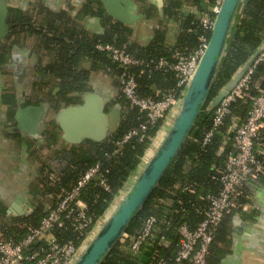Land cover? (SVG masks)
<instances>
[{
  "label": "trees",
  "instance_id": "16d2710c",
  "mask_svg": "<svg viewBox=\"0 0 264 264\" xmlns=\"http://www.w3.org/2000/svg\"><path fill=\"white\" fill-rule=\"evenodd\" d=\"M176 7L177 5L172 2L166 7L169 15L180 22L179 48L170 54L163 48L155 47L154 52L150 50L135 56L134 49L122 37L124 31L120 32L110 26L105 36L91 38L75 30L61 15L44 14L43 18L37 19L36 30L26 24L25 18L17 19L3 54H8L10 43H30L31 41L41 51L42 58L48 57V64L40 72L43 79L50 78V80L49 82L41 81L39 84L40 87L42 86L41 91L44 90L42 100L45 98L50 102L55 112L80 103V95L90 91L87 85L89 71H84L80 67L85 59L98 62L116 78L124 72L129 73L137 82L138 93L141 96H149L153 86L159 89L172 87L175 82L173 74L155 71L150 67L143 69L144 73L140 76V68L133 67L127 70L121 68L110 58L108 59L106 54L95 50V44L102 42L121 47L132 57L143 60L150 66L161 58L174 61L178 56H186L198 47L203 31L198 26L199 21H194L192 18L181 21L177 11L174 12ZM205 14L209 13L205 12ZM263 42L264 0H246L209 100L230 81ZM117 86H119L118 83ZM259 89L264 91V61L255 69L251 79L250 93L256 94ZM4 101L6 104L11 102L8 99ZM114 103H119L122 107L120 125L103 142L93 143L86 140L79 145L53 151L50 155H37L33 151L31 154L32 159L38 164L35 187L42 196H52L53 203L56 202L62 190L69 189L76 183L81 171L99 163L110 187V193L90 184L80 195V200L86 204L95 220L105 212L115 196L119 194L149 146L147 142L140 143L137 140L119 144L129 130L137 127L141 115L136 109L129 108L127 101L120 93L116 96ZM248 109L247 100H236L231 106V114L212 137L210 144L203 146V138L212 127V111L207 105L203 108L182 150L127 229L126 234L129 239L141 230L143 222L151 215L165 216L171 219L173 226L184 223L191 228L202 220L209 206L208 197L216 195L220 190L216 178L218 171L224 167L230 144L225 146L222 153H219V148L224 143L227 128L234 118L243 117ZM154 132L152 131L151 135H155ZM261 136L263 138L264 133L256 140V144L260 156L264 159V147H262L264 139L261 140ZM52 139L56 141L55 137ZM263 178L264 176L258 180ZM232 214L234 213L225 216L220 223L211 245L212 254L217 250L219 252L216 245L223 241L228 230L225 224ZM43 216H45L43 208L39 207L29 219L17 218L7 221L4 211L0 210V231L4 232L7 238L16 242L20 241L27 234L28 227H36ZM167 233H169L170 246L167 250H161L166 257L177 251V237L170 232ZM54 236L60 243L72 241L76 246L82 241L70 222H65L64 227L56 228ZM129 239L125 243H118L102 264H145L141 256L129 251ZM218 263L219 257H213L211 262L208 260V264Z\"/></svg>",
  "mask_w": 264,
  "mask_h": 264
},
{
  "label": "built area",
  "instance_id": "2783aa9c",
  "mask_svg": "<svg viewBox=\"0 0 264 264\" xmlns=\"http://www.w3.org/2000/svg\"><path fill=\"white\" fill-rule=\"evenodd\" d=\"M223 0H211L209 14L199 21L203 33L199 45L186 56H178L174 61L159 59L146 63L129 55L123 48L110 43L97 42L95 50L106 54L112 62L127 70L145 68L173 74L174 85L168 89L152 91L149 96L138 93L134 76L122 73L117 77L119 93L127 101L129 108L136 109L141 115L137 127L129 130L119 144L130 140L149 145L154 134L169 117L182 92L194 74L198 62L208 46L209 35L219 13ZM193 25V24H192ZM264 61V48L255 58L234 88L212 110V127L203 138L202 145L210 144L212 137L231 114V106L236 100H247L249 109L243 120L236 125L231 138L230 150L226 155L224 167L218 171L217 182L220 190L208 197L209 206L202 220L193 228L186 224L172 225L165 216L151 215L145 219L141 230L129 239L125 233L119 243L128 241L129 251L143 258L145 264H208L210 249L215 233L223 218L231 213H248L254 206L247 203L244 186L264 176V159L260 156L256 140L264 133V91L250 93L251 79L256 67ZM90 184L110 193V187L98 164L80 172L76 183L62 190L47 214L36 227H28L27 234L20 241L6 237L0 231V264H71L76 251L95 225L93 216L86 204L80 200L82 191ZM70 222L73 230L82 239L76 246L72 241L60 243L54 236L56 228ZM167 232L177 237V251L165 256L170 239Z\"/></svg>",
  "mask_w": 264,
  "mask_h": 264
},
{
  "label": "crops",
  "instance_id": "0c3cea01",
  "mask_svg": "<svg viewBox=\"0 0 264 264\" xmlns=\"http://www.w3.org/2000/svg\"><path fill=\"white\" fill-rule=\"evenodd\" d=\"M171 2L177 5L174 12L177 11L181 21L189 18L194 21L205 19L208 15L205 12L209 13L211 5V0L117 1L115 4L128 19V24L113 19L100 0H0V5H6L11 21L19 18L27 20L30 17L37 20L43 18V14L61 15L75 30L91 38L105 36L112 26L120 32H125L122 37L134 49L136 56L150 50L154 52L155 47L163 48L169 51V54L179 48L180 22L170 16L166 8ZM14 44L11 49L10 43L7 52H11L13 56L0 54L2 64L6 65L9 61L8 65L15 70L14 75L7 74V78L0 72L3 76L0 99V210L4 211L7 221L17 218L29 219L39 207L43 208L46 215L51 204L53 205L52 196H42L35 187L38 164L32 159V151L37 155H50L53 151L71 146L60 139L59 129L53 122L57 111L52 110L50 102L45 98L42 100L44 90L41 91L40 82H49L50 78L43 79L40 70L48 64V57L42 58L41 51L31 41ZM107 58L109 59L108 56ZM80 67L89 71L88 92H96L108 99L106 112L118 110L120 113L119 122L111 133L115 132L120 125L122 114L120 104L114 103L119 94L117 78L111 76L104 66L94 60H83ZM6 99L11 102L6 104ZM43 104H47L49 109L40 127V133L31 136L21 132L13 117L17 110ZM246 113L243 117L236 118L241 121ZM227 131L219 153L231 143V140L227 139ZM260 139L263 140L264 137L261 136ZM243 190L248 198L246 202L253 205L254 209L248 213L236 212L228 217L225 224V227H228L227 233L223 241L216 245L219 252L217 250L212 254L210 249L209 262L213 257H219L220 264L225 258L236 254L240 264H264V178L248 182ZM14 205L21 209L22 215L13 214L16 213Z\"/></svg>",
  "mask_w": 264,
  "mask_h": 264
},
{
  "label": "water",
  "instance_id": "95a60500",
  "mask_svg": "<svg viewBox=\"0 0 264 264\" xmlns=\"http://www.w3.org/2000/svg\"><path fill=\"white\" fill-rule=\"evenodd\" d=\"M117 1L122 0H100L113 19L128 24V19L115 4ZM245 2L246 0H223L209 35L208 46L177 104L155 133L152 142L119 194L115 196L105 212L97 219L88 236L79 245L71 264H102L104 262L182 150L203 108L207 105L210 110H213L234 88L263 50L264 42L216 96L209 100ZM7 14V7L2 3L0 5V42L6 38L9 31L6 24ZM2 81L3 76L0 75V99ZM156 89V86L152 87V91ZM107 102L108 99L105 96L88 92L81 96L80 103L57 111L53 122L59 129L60 139L70 145H79L86 140L93 143L106 140L116 128L120 117L118 110L106 112ZM48 109L47 104L18 109L14 121L21 132L35 136L40 133V127ZM239 122L240 119L236 118L229 126L227 131L229 141ZM13 208L16 211L13 214H23L18 206L14 205ZM220 264H240V261L234 254L222 260Z\"/></svg>",
  "mask_w": 264,
  "mask_h": 264
},
{
  "label": "flooded vegetation",
  "instance_id": "af4514ba",
  "mask_svg": "<svg viewBox=\"0 0 264 264\" xmlns=\"http://www.w3.org/2000/svg\"><path fill=\"white\" fill-rule=\"evenodd\" d=\"M14 23H15V21H11V19L8 17V14H7L6 24L9 27V31H8V34H7L6 38L3 39L0 42V54H1V56L3 55L4 48L6 47V42L8 41V38L10 36L11 29H12L13 26H15ZM26 24L29 25V26H31V28H33L34 30H36L37 27H38L37 20L36 19H33L31 17L27 19ZM20 26H22V24H20ZM21 28H26V27H21ZM14 43H16V42H14ZM14 43H11V49L15 46ZM8 55L10 57V55H12L11 52H9ZM1 56H0V72H2V74L6 75V78H7V74H9V76H13L14 73H15L14 68L12 66L8 65L9 64V61H8V63L6 65L5 64H2ZM10 67H12V68H10ZM8 69L11 70V71H9Z\"/></svg>",
  "mask_w": 264,
  "mask_h": 264
}]
</instances>
